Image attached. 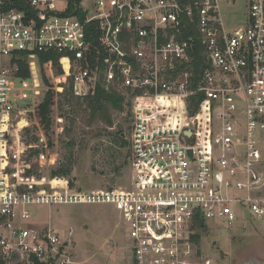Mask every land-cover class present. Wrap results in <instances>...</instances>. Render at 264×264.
<instances>
[{
    "label": "built area",
    "instance_id": "1",
    "mask_svg": "<svg viewBox=\"0 0 264 264\" xmlns=\"http://www.w3.org/2000/svg\"><path fill=\"white\" fill-rule=\"evenodd\" d=\"M85 2L0 0V264H78L75 230L41 226L34 207L96 203L119 212L134 264H213L194 239L208 221L264 219V0ZM240 8L246 20L228 27ZM41 55L63 69L40 61L54 111L61 78L75 97L124 96L128 188L41 190L14 165L19 115L45 135L16 95V60Z\"/></svg>",
    "mask_w": 264,
    "mask_h": 264
},
{
    "label": "rangeland",
    "instance_id": "2",
    "mask_svg": "<svg viewBox=\"0 0 264 264\" xmlns=\"http://www.w3.org/2000/svg\"><path fill=\"white\" fill-rule=\"evenodd\" d=\"M93 1L86 0L85 7L90 9ZM56 8L62 9V5L57 4ZM240 13L225 15L226 25L233 28L243 24L245 10L241 9ZM25 60L31 66L32 76L23 79L17 74L16 95L20 104L30 109L32 105L42 103L49 90L43 74L48 79L52 78L46 66L42 74L38 58ZM63 91L65 93L58 97L57 111L53 113L54 130L49 137L38 131L36 119L31 114L19 115L17 122L24 130L21 143L14 147V165L28 168L31 165L34 171L28 179L35 181L32 183L41 190L128 188L131 178L130 147L116 141V134L121 128L126 138L130 132L124 112H114L112 127L103 123L87 126L84 103H67L68 85ZM101 127H105L102 135L93 136ZM35 134L39 135L38 141L34 138ZM37 150L39 153H35ZM69 167V174L53 176L54 171ZM34 209L35 219L41 226L50 221L62 232L70 227L75 230V260L78 264H134L124 237L121 216L114 206L99 203L52 204L35 206ZM207 224L209 230L202 231L199 246L203 256L210 257L213 264H246L264 260V219L242 216L230 230L216 220Z\"/></svg>",
    "mask_w": 264,
    "mask_h": 264
},
{
    "label": "trees",
    "instance_id": "3",
    "mask_svg": "<svg viewBox=\"0 0 264 264\" xmlns=\"http://www.w3.org/2000/svg\"><path fill=\"white\" fill-rule=\"evenodd\" d=\"M73 1H80V0H73ZM191 35L194 36V41H196V33L194 31H191ZM197 52H198V59L197 66H200V63L202 62V49H200V45L197 46ZM50 58H54L55 62V68L57 69V72L60 74L63 73V69L59 65V61L57 58L51 56V55H41L40 61L43 63H46ZM26 57L24 56L21 59L16 60L19 64L20 71L19 76L23 79H28L31 77L29 66L26 62ZM43 74V71H42ZM44 83L47 87H49V90L46 92L45 98L42 103L36 105V118L39 122V125L41 126L44 134L46 137H49L51 133H53V113L54 109L56 107V90L53 89L54 83L52 80L48 79V77L43 74ZM67 80L65 78L58 79V95L65 93L64 87L65 82ZM66 99L67 103L74 104L75 101L78 102L79 105H85L84 112L87 115V126H92L97 123H103L106 127H112L114 124L113 114L116 111L122 112L125 109L124 103L125 98L123 95L118 93L116 90H110L107 91L102 88H98L97 92L93 96L85 97V98H79L75 97L72 88L69 87V91L66 92ZM37 128V127H36ZM102 128V127H101ZM38 129V128H37ZM102 131H105V127L102 129H98L95 135L93 136H100L102 135ZM124 129H120L117 132L116 141L123 146H128L129 143L127 141L126 136H123L122 133H124ZM35 140L38 141L39 135L35 134ZM31 145H29L30 147ZM33 149L32 147H30ZM35 153H39V150L35 151ZM34 169L30 165V168L23 167L22 173L24 178H30L32 175ZM71 171L70 167L67 169H58L53 172V176L57 175H66L69 174ZM35 188V187H33ZM202 232L197 233L194 236V239L199 243L201 240Z\"/></svg>",
    "mask_w": 264,
    "mask_h": 264
},
{
    "label": "water",
    "instance_id": "4",
    "mask_svg": "<svg viewBox=\"0 0 264 264\" xmlns=\"http://www.w3.org/2000/svg\"><path fill=\"white\" fill-rule=\"evenodd\" d=\"M79 190L81 191L82 189L80 188Z\"/></svg>",
    "mask_w": 264,
    "mask_h": 264
}]
</instances>
